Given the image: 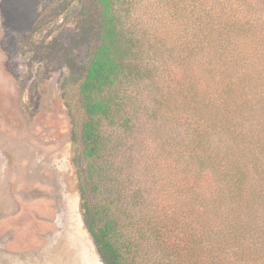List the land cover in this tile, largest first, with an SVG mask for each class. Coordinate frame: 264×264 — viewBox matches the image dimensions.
Listing matches in <instances>:
<instances>
[{"label":"trees","instance_id":"obj_1","mask_svg":"<svg viewBox=\"0 0 264 264\" xmlns=\"http://www.w3.org/2000/svg\"><path fill=\"white\" fill-rule=\"evenodd\" d=\"M60 89L104 264H264V0H80Z\"/></svg>","mask_w":264,"mask_h":264},{"label":"rangeland","instance_id":"obj_2","mask_svg":"<svg viewBox=\"0 0 264 264\" xmlns=\"http://www.w3.org/2000/svg\"><path fill=\"white\" fill-rule=\"evenodd\" d=\"M80 0H0V264H104L60 86L88 61Z\"/></svg>","mask_w":264,"mask_h":264}]
</instances>
